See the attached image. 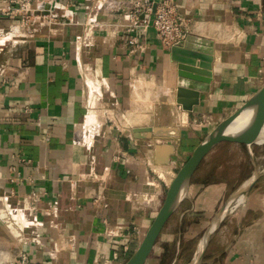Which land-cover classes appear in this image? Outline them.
I'll return each mask as SVG.
<instances>
[{
	"label": "crops",
	"instance_id": "1",
	"mask_svg": "<svg viewBox=\"0 0 264 264\" xmlns=\"http://www.w3.org/2000/svg\"><path fill=\"white\" fill-rule=\"evenodd\" d=\"M5 1L0 0V5ZM56 1L65 7L66 17L62 10L59 17L54 13L58 10L42 11L46 19L42 20L39 11L28 20L31 28L0 36V198L26 220L36 217L42 223L24 228L16 238L0 222V264L21 254L39 264H96L102 254L100 264H114L113 254L121 247L113 248L105 240L104 220L113 227L118 224L124 219L119 199L130 201L137 194L140 206L154 207L160 189L174 177L171 156L162 168L163 180L158 176L154 188L145 186L146 169L138 171L134 162L128 164L131 145L141 140L191 145L260 88L264 0H169L179 15L190 20L186 43L191 50H209L212 59L210 82L204 85L208 90L190 99L196 104L189 111L177 104L178 64L154 31H139L138 49L127 45L123 14L131 7L130 0ZM11 15L15 14L0 15V23ZM88 26L90 34L84 38ZM88 80L100 86V92L90 91L89 103ZM149 87L155 88L157 97L164 95L161 105L167 110L154 112L156 98L134 91ZM102 89L128 124L142 121L139 127L167 128L173 133L165 139L127 140L124 151H113L118 156L98 176L87 155ZM135 102L143 108L136 110ZM110 172L114 180L106 182ZM192 179L184 201L190 205L186 213L194 212L198 198ZM145 192L153 197L149 204L141 200ZM259 195L253 192L244 210L231 208L210 239L201 264H264V207L258 205ZM132 210L128 208V213Z\"/></svg>",
	"mask_w": 264,
	"mask_h": 264
},
{
	"label": "rangeland",
	"instance_id": "2",
	"mask_svg": "<svg viewBox=\"0 0 264 264\" xmlns=\"http://www.w3.org/2000/svg\"><path fill=\"white\" fill-rule=\"evenodd\" d=\"M54 13H56L58 17L61 15L59 10ZM36 14H38V12L33 13V15ZM42 14L44 13H39V15ZM9 17H11V19L4 20V23H0V25H2V27H0V36L1 34L6 36L8 33L15 34L14 30H22V27L24 30L31 28V22L29 21L30 23H26V18L24 20V25L21 27V16L11 15ZM41 19L46 20L43 18V15ZM6 21L9 23H6ZM1 29H3V31ZM137 89L139 90L134 91H138L142 94L144 92H149L151 98H156L157 103L154 105V112L158 113L159 110H167L166 106L161 105L162 100H164L162 99L164 95L157 97L155 94V88L149 87ZM110 100L111 97L104 93L102 89V96L100 97V101L98 102L96 108L98 123L91 134V137L94 136L93 145L90 147L89 155H87L88 162L93 163L95 174L98 176L103 174L104 168L113 164V157L118 156L117 152L113 151H124L125 142L130 139H132L131 141L135 139L131 133V129L142 128L139 126L144 125L142 121L140 123L128 124L120 115V112H118L115 107L111 105ZM132 107L136 110L143 108L140 102L133 103ZM182 119L184 120V116ZM150 122L152 123V119ZM204 136L205 134H202L197 138L195 137L196 139H194V142L188 146L182 143L180 146H171L173 147V152L169 155V159L171 156H174L173 161L175 160V164L172 169V173L174 175L189 158L194 146L199 143ZM158 141L160 142L157 143L150 141L148 143L144 140H141L140 142L138 141L135 146L131 145V152L128 154V164L130 165L134 162L133 164L138 171L140 170L145 172L146 169L147 177L150 182L156 181L158 176L161 180H163L161 171L163 170L162 168L167 165L155 163L154 161L156 146H170L164 144L162 140ZM80 142L81 144L83 143V147L85 146V149L86 145L84 144V138L82 136L80 137ZM122 143H124V146ZM112 146L114 148L111 149ZM183 152L184 154H182ZM252 152L255 165L262 175L250 190L251 192L244 195V203L243 205H239L238 211L245 209V206L248 205L251 194L255 191H257L258 194L260 193L258 205L264 207V145H253ZM131 157L134 161H131ZM136 169L135 172L137 171ZM168 171L170 170L168 169ZM252 171L253 167L243 145L222 144L211 151L204 158L192 179L193 185L197 186L194 188L195 191L193 192H196L195 194L198 195L194 212L186 213L190 205L187 202L181 204L176 213L165 225L145 264H187L193 255L199 237L207 227L212 216L222 206L228 195L250 178ZM129 174L131 175V172H129ZM129 174L127 175L130 176ZM112 175L113 174L110 172L106 182L108 178H112L114 180ZM165 178L166 182H168L170 177L168 176ZM97 179L99 182L103 183V181H100L101 179L99 177ZM141 182L142 179L139 180V183ZM166 188L167 187L160 189L161 192L158 197V202L152 208H147L138 204L136 200L138 198L140 199L139 194H137L136 197H130V201L119 199L120 204H123L120 205L123 210V213L120 214L124 219H119L118 224H115L114 227L110 225L109 221H107L105 227L108 229L105 230V240L109 242L113 248L120 246L122 249L123 246H128L129 254L131 255L139 245L147 227L152 222L160 205L162 204ZM116 196V198L121 197L120 195ZM124 198H127L125 194ZM6 203L9 205V202L6 201ZM1 207L2 206L0 205V208ZM130 207L133 209V213L131 212V214L128 213V208ZM10 208L14 210L11 206ZM19 212L22 213L21 211ZM226 220L227 219H225V221ZM28 221H32V217ZM0 222L5 229L10 232L5 221L0 219ZM141 224H144V226L146 225L145 228H141ZM12 232L17 236V230L13 229ZM226 237L228 238V236ZM101 259L102 254H100L97 258L96 264H100ZM126 260H123L121 264H124ZM13 261L14 259H10L4 264H11ZM114 264L118 263L115 262Z\"/></svg>",
	"mask_w": 264,
	"mask_h": 264
},
{
	"label": "water",
	"instance_id": "3",
	"mask_svg": "<svg viewBox=\"0 0 264 264\" xmlns=\"http://www.w3.org/2000/svg\"><path fill=\"white\" fill-rule=\"evenodd\" d=\"M187 40L188 38L183 47H175L170 51L171 59L178 64L177 104L185 111L191 110L192 105L196 104L190 99H198L200 92L208 90L204 85L210 82L209 71L212 61L209 50L201 48L191 50V47L186 43ZM263 128L264 83L236 111L219 122L194 147L189 158L168 184L163 202L156 215L147 227L139 245L124 264L146 263L165 225L187 199L191 179L204 158L222 143L243 145L253 167L252 174L247 181L228 195L199 237L193 255L187 264H201L209 241L219 229L222 220L235 202L247 194L262 175L255 165L252 146L256 145L255 139ZM131 132L135 138L148 139H165L173 133L167 128H135ZM172 152L173 147L171 146H156L155 163L167 164Z\"/></svg>",
	"mask_w": 264,
	"mask_h": 264
},
{
	"label": "built area",
	"instance_id": "4",
	"mask_svg": "<svg viewBox=\"0 0 264 264\" xmlns=\"http://www.w3.org/2000/svg\"><path fill=\"white\" fill-rule=\"evenodd\" d=\"M5 2L4 6L0 5V15L7 16L10 13H14L21 16V27L24 25L25 18L27 19L26 23H28L29 18L34 12L47 11L46 13L49 14L51 11L62 10L64 11V17L67 14L65 7L56 0H6ZM130 4V9L123 14V20L126 24L125 33L128 35L127 45L129 47L138 49L141 46L139 43V31L149 29L154 31L160 45L167 50L180 47L185 42L189 34L190 20L179 15L175 6L169 0H162L160 2L155 0H130ZM44 6H47L48 9L43 10ZM89 19L94 20L90 16ZM88 27L90 28V26ZM145 186H150L148 178L146 179ZM141 198L145 204L153 201V197L147 192L142 193ZM29 223V226L19 229L20 233L27 227L42 226L41 222H37L36 217H33ZM104 224H107V220H104ZM129 255L128 246H123L120 252L113 254V261L121 264ZM11 264L39 263L30 260L26 254H21Z\"/></svg>",
	"mask_w": 264,
	"mask_h": 264
},
{
	"label": "bare ground",
	"instance_id": "5",
	"mask_svg": "<svg viewBox=\"0 0 264 264\" xmlns=\"http://www.w3.org/2000/svg\"><path fill=\"white\" fill-rule=\"evenodd\" d=\"M89 34H90V28L86 31L84 38L88 37ZM87 87H88V95H89L88 103H89L90 96L93 95L92 93H97L96 92L97 90L100 92V86L98 87V81L92 82V81L88 80ZM90 91L92 93H90ZM100 96H101V94H100ZM94 104H95V102H94ZM90 110H92V108ZM255 142H256V145H264V128L262 129L260 134L255 139ZM259 143H262V144H259ZM3 178H4V175L2 177V180H3ZM149 183H150V186L152 188H154L155 183L154 182H149ZM244 199H245V196L240 197L235 202L233 208H235L239 205H242L244 203ZM0 205L2 206L0 208V219L5 221V223L7 224V228L10 230V232L12 234H13V232H12L13 229L18 231L17 236L13 234L17 238L20 235L19 229L23 228L24 226H29L30 225L29 221L25 219V217H24V215H22V213H20L19 211H14L10 207H8V204L5 203V199L0 198Z\"/></svg>",
	"mask_w": 264,
	"mask_h": 264
}]
</instances>
